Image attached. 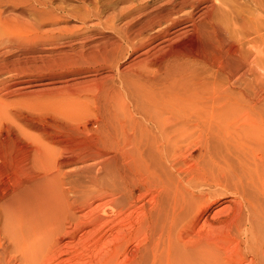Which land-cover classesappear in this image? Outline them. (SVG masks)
Instances as JSON below:
<instances>
[{
  "label": "bare ground",
  "instance_id": "6f19581e",
  "mask_svg": "<svg viewBox=\"0 0 264 264\" xmlns=\"http://www.w3.org/2000/svg\"><path fill=\"white\" fill-rule=\"evenodd\" d=\"M116 1L129 5L105 23H125L116 28L118 41L101 50V61L117 69L119 55H135L117 73L115 93L90 98L94 126L71 128L82 137L80 147L55 152L47 137L21 133V153L0 150V264H48L63 254L70 256L64 262L81 260L85 246L74 244L85 227L94 247L113 236L97 264H264V114L256 102L264 85V0H165L152 7V0ZM5 2L0 94H50L49 82L35 79L27 59L8 57L36 41L57 42L36 21L52 10L46 0ZM187 35L208 54L168 52ZM8 105L0 96V125L16 123ZM76 163L85 164L61 169ZM71 174L81 179L63 180ZM226 190L237 199L241 260H219L208 235L203 241L193 232V220ZM130 241L137 244L133 253L126 252Z\"/></svg>",
  "mask_w": 264,
  "mask_h": 264
},
{
  "label": "rangeland",
  "instance_id": "374dc122",
  "mask_svg": "<svg viewBox=\"0 0 264 264\" xmlns=\"http://www.w3.org/2000/svg\"><path fill=\"white\" fill-rule=\"evenodd\" d=\"M46 1L49 5L48 9L52 10V15L50 13L51 17L44 16L43 18H40V20L39 18H36V21L37 23H39V30L41 28L40 31L44 32L42 34H49L50 36H52L51 34L54 33L52 37L56 36L57 38H55L57 39V42L45 43L40 41L39 43V41H36L37 44H31L30 51L24 50L23 48V50L21 49L16 51L15 53L13 52L11 57H8V59L12 60L19 58V60L21 61L28 60L26 66L30 69L32 68V72L34 73V75H36L35 79H43V81L46 80L47 82H49V84L46 86L50 88V94H32L30 96H26V94L24 95L19 91L9 93L10 95H5L3 94V92L0 94L2 98L9 102L8 110L11 112V115L14 118V122L16 121L15 124L5 123L4 126L3 123L2 125H0V150L2 149V152H6L8 155H18L22 152L24 148L22 146H25V135H35L37 138L41 139H43L44 136L45 138L47 137L46 139L47 141H49L48 145L55 152L57 150H60V148L71 149L70 147H80L81 143H79L78 141L82 137L77 132V135H75L74 131L73 134L71 128L79 127L82 129V127L84 128V126L86 128H91L94 126V122H92L94 121V116L92 115L93 105L90 102V98L95 97L99 93L108 92L113 94V84L115 85L116 83L117 73L120 70H124L126 68L128 69V67L131 65V60L135 55H119L117 57L119 62V67L117 69L112 68L107 63L102 62L99 55L102 54L101 52L103 51V48L110 47L112 41L113 43L114 41H118L116 28L123 26V24L125 23L124 19H115L113 21V26L110 20L105 23V18H111L115 11L119 10L121 7H126V5H129L128 3L120 4L116 0ZM92 1L94 2L93 4ZM137 1L140 2L144 0ZM164 1L165 0H152L150 1L149 6L151 5L150 7H152L157 5L158 3H163ZM5 5V0H0V9H3L4 7L6 8ZM93 5L96 7L99 6V9L102 11L101 20H99L97 16L94 15V12L97 8H95ZM84 14H86V17H84ZM258 17L260 18L258 19L261 21L262 17ZM179 50L181 51L178 52ZM168 52L183 54L187 57H196V54L202 57L203 55L208 54L207 48H204V46L198 40L191 38L190 35L178 38L175 42L172 43L171 49ZM164 53L165 52L157 54L156 56H153L152 59H161V57L164 56ZM80 58L81 60H78ZM95 58L97 60H95ZM71 59H73V61H75L74 59H76L75 62H77V65H74L76 64L75 62H73V64H70V62H72ZM36 70L38 72H35ZM21 71H25V69ZM21 71H19V77L22 79L25 78V72ZM259 72L261 77L264 78V76H262L264 75V66L259 69ZM6 80H8L7 82H10L11 78L8 77L6 78ZM260 88L261 89L259 91V95H261L258 96L256 102L258 101V107H260L259 113L264 114V85H261ZM63 103L66 106H63ZM72 116H75L77 119L72 118ZM46 121L47 124L50 123L48 124L49 126H47V128L49 127V130H47L46 133L47 135H45L43 131V127L45 126ZM1 126L3 127L1 128ZM64 128L65 130L67 129L68 132L67 130L65 131ZM21 133L25 135L22 136ZM18 150L19 153L17 154L15 151L18 152ZM63 151L66 155V151ZM262 161H264V158H262ZM53 162H51L50 164L51 171L54 169L52 168L55 164ZM76 164L65 166L61 169L62 171L69 172L85 163ZM262 164H264V162H262ZM262 169H264V167H262ZM76 176L77 175L75 174H71L63 180L76 182L77 180L81 179V177H79L80 175H78L77 177ZM58 182L59 181L57 180L56 183ZM54 185L56 184H51L50 186L52 187ZM60 187L63 190H66V185L62 184V186L60 185ZM226 191L223 195L218 196L214 203L212 202L209 208H207L205 212L199 215L200 217L198 216L195 218V220H193V232L197 234V238H202L203 241H206V239L209 237V241L207 240V242L213 245L215 248L219 249L221 252V254L218 255L219 260H241V250L237 245V239L235 240V238L238 237L237 199L235 198L234 192H232L231 190ZM147 192L145 194L146 197L144 198V200L148 205H150L151 203L149 202H151L152 194L150 191ZM80 213L81 212L78 211L76 212L77 215H79ZM195 222L196 225L194 226ZM182 228L183 230L181 229V231H183V234L185 233V229H187V227ZM87 229L88 228L86 227L85 229L83 228L82 232L77 233V235L75 236V248L77 247V245L78 247L85 246L82 250V252L84 253L83 257H81V260L70 259V261L64 262L63 259L67 260L68 258H70V256L63 254L59 258L57 257L56 259L49 261L48 264H87L88 261H93V264H97L96 260L101 258L102 255L105 256L106 252L108 251L109 243L112 239V234H106L105 236H103V241L100 242L96 247H94L91 242V236L83 234ZM202 232L206 234L204 235ZM207 235L208 237L204 239L203 237ZM88 237L89 239H86ZM135 244V241H130L128 243L126 252L133 253L137 249V244ZM86 252L88 254H86ZM124 256V254L121 255L119 257L120 260H124L126 257Z\"/></svg>",
  "mask_w": 264,
  "mask_h": 264
}]
</instances>
